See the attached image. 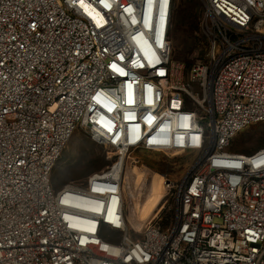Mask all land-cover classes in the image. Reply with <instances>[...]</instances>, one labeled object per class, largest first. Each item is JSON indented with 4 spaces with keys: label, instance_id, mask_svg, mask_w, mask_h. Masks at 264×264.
I'll return each instance as SVG.
<instances>
[{
    "label": "built area",
    "instance_id": "obj_1",
    "mask_svg": "<svg viewBox=\"0 0 264 264\" xmlns=\"http://www.w3.org/2000/svg\"><path fill=\"white\" fill-rule=\"evenodd\" d=\"M200 1L187 64L176 0H0V264H264V146L232 150L264 124V0ZM77 128L116 159L54 190ZM137 150L193 156L147 220L125 196Z\"/></svg>",
    "mask_w": 264,
    "mask_h": 264
},
{
    "label": "rangeland",
    "instance_id": "obj_2",
    "mask_svg": "<svg viewBox=\"0 0 264 264\" xmlns=\"http://www.w3.org/2000/svg\"><path fill=\"white\" fill-rule=\"evenodd\" d=\"M203 13L204 6L200 0H176V11L172 25L173 57L175 60L187 64L205 60L208 50V37L201 31ZM263 146L264 124H259L249 127L235 137L232 150L249 153ZM192 157L188 154L173 156L144 150L129 152L127 154L128 168L125 183L129 216L133 218L135 215L137 218L144 211L145 204L141 207L138 197V189L142 184L141 178H149L152 181L158 179L160 194L154 196V199L160 198L161 200L164 194L163 177L178 182L183 180L188 173ZM115 159L116 155L113 150L97 143L85 130L77 128L52 172L53 188L59 190L68 183L83 182L90 174L111 166ZM151 195L148 200L151 199ZM163 203L165 200L160 202L153 215L160 210ZM173 207V198L166 200L165 208L159 216L162 226L167 224L168 210Z\"/></svg>",
    "mask_w": 264,
    "mask_h": 264
},
{
    "label": "bare ground",
    "instance_id": "obj_3",
    "mask_svg": "<svg viewBox=\"0 0 264 264\" xmlns=\"http://www.w3.org/2000/svg\"><path fill=\"white\" fill-rule=\"evenodd\" d=\"M158 179H154L153 180V190H152V197L151 199H149L146 203H145V206H144V211L143 213L141 214L142 218L144 220H147V219H150L151 217H153V213L157 210V207L159 206L161 200L160 198L159 199H154V196H159L160 194V188H159V185H158ZM160 200V202H159ZM134 218H135V215H134Z\"/></svg>",
    "mask_w": 264,
    "mask_h": 264
},
{
    "label": "snow or ice",
    "instance_id": "obj_4",
    "mask_svg": "<svg viewBox=\"0 0 264 264\" xmlns=\"http://www.w3.org/2000/svg\"><path fill=\"white\" fill-rule=\"evenodd\" d=\"M164 2L166 3V2H167V0H164Z\"/></svg>",
    "mask_w": 264,
    "mask_h": 264
},
{
    "label": "trees",
    "instance_id": "obj_5",
    "mask_svg": "<svg viewBox=\"0 0 264 264\" xmlns=\"http://www.w3.org/2000/svg\"><path fill=\"white\" fill-rule=\"evenodd\" d=\"M176 11V10H175Z\"/></svg>",
    "mask_w": 264,
    "mask_h": 264
}]
</instances>
